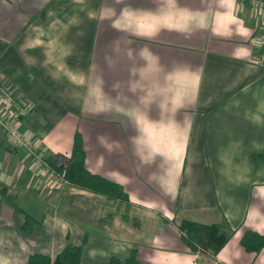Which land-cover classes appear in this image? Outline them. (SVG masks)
I'll return each instance as SVG.
<instances>
[{"label":"crops","instance_id":"crops-1","mask_svg":"<svg viewBox=\"0 0 264 264\" xmlns=\"http://www.w3.org/2000/svg\"><path fill=\"white\" fill-rule=\"evenodd\" d=\"M263 15L246 0H0V82L31 105L18 126L44 157L68 156L78 130L85 167L127 194L47 189L0 127V264L53 258L66 234L85 237L80 264L131 251L138 264H264L238 242L264 233ZM4 186L41 218L31 232ZM222 218L233 231L215 253L180 238L185 222Z\"/></svg>","mask_w":264,"mask_h":264},{"label":"trees","instance_id":"trees-1","mask_svg":"<svg viewBox=\"0 0 264 264\" xmlns=\"http://www.w3.org/2000/svg\"><path fill=\"white\" fill-rule=\"evenodd\" d=\"M9 149H11L9 147ZM60 157V159H59ZM85 151L83 147V138L81 133L76 130L73 135L71 152L68 156L60 154L46 156L51 166L58 171L69 184L91 190L96 193L104 194L112 199L126 200L127 194L122 187L111 179L103 175L92 173L85 167ZM63 158V159H61ZM1 194L4 200L10 204L13 210L19 211L23 217L21 230L31 232L34 226L42 222L41 218L33 215L17 202H15L6 187H2ZM182 233L180 238L192 250L197 247L208 249L209 252L215 253L231 236L232 228L224 218L217 223H196L185 222L181 226ZM74 242L70 234H66L63 248L51 256L39 252L29 254L28 264H80V257L83 243ZM240 246L248 252H256L264 248V233H259L251 229H245L238 240ZM108 264H138L134 251H131L127 258L120 260L118 257L111 255Z\"/></svg>","mask_w":264,"mask_h":264},{"label":"built area","instance_id":"built-area-1","mask_svg":"<svg viewBox=\"0 0 264 264\" xmlns=\"http://www.w3.org/2000/svg\"><path fill=\"white\" fill-rule=\"evenodd\" d=\"M249 6L264 14V0H246ZM264 16V15H263ZM259 37L260 57L264 60V18ZM31 109L30 103L22 96H14L8 85L0 82V127L4 131L7 143L13 148L22 147L25 154L32 159L43 185L49 189H60L67 180L56 171L39 151L35 141L27 132L21 130L18 120Z\"/></svg>","mask_w":264,"mask_h":264},{"label":"rangeland","instance_id":"rangeland-1","mask_svg":"<svg viewBox=\"0 0 264 264\" xmlns=\"http://www.w3.org/2000/svg\"><path fill=\"white\" fill-rule=\"evenodd\" d=\"M61 159H63V158H61ZM15 202H18V201H15ZM8 205H10V204L8 203ZM22 205L27 207V205H26V203L24 201H23Z\"/></svg>","mask_w":264,"mask_h":264}]
</instances>
